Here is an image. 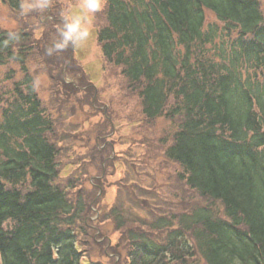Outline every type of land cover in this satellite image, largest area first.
I'll return each instance as SVG.
<instances>
[{"label": "trees", "instance_id": "obj_1", "mask_svg": "<svg viewBox=\"0 0 264 264\" xmlns=\"http://www.w3.org/2000/svg\"><path fill=\"white\" fill-rule=\"evenodd\" d=\"M6 1L20 8L19 0ZM209 11L223 23L221 34L215 25L205 30ZM105 15L97 35L103 64L128 79L147 119L178 120L165 155L205 201L160 216L151 230L166 235L157 240L144 229L129 231L126 264H264L260 1L108 0ZM16 36L0 26V65L14 60L23 73L16 99L0 111V264H85L80 243L88 201L58 181L54 120L44 113L29 73L33 47L21 44L30 35ZM218 37L219 45H232L220 62L194 56ZM113 209L109 219L118 220Z\"/></svg>", "mask_w": 264, "mask_h": 264}, {"label": "rangeland", "instance_id": "obj_2", "mask_svg": "<svg viewBox=\"0 0 264 264\" xmlns=\"http://www.w3.org/2000/svg\"><path fill=\"white\" fill-rule=\"evenodd\" d=\"M52 1L46 10L37 8L21 15L20 8L15 10L0 0V26L7 34L30 35L21 44L33 47L27 57L29 73L44 113L54 120L51 137L59 151L58 181L88 201L80 243L85 264H126L130 242L125 244L123 238L128 239L129 231L144 229L157 240L159 234L166 235V230L152 231L160 216L179 214L205 201L180 178V165L165 155L178 120L164 115L147 119L140 96L120 69L103 64L97 30L106 23L108 0L101 12L90 17L85 41L49 55L48 49L59 40L62 13L89 15L82 0ZM260 6L264 14V0ZM210 25L223 32V23L209 11L206 31ZM221 38H216L215 45L207 44V56L215 58ZM22 79L14 60L0 65L1 107L16 99L15 89L22 88L18 84ZM218 204L215 209L221 217ZM110 209L120 213L115 217L118 220L109 219Z\"/></svg>", "mask_w": 264, "mask_h": 264}, {"label": "clouds", "instance_id": "obj_3", "mask_svg": "<svg viewBox=\"0 0 264 264\" xmlns=\"http://www.w3.org/2000/svg\"><path fill=\"white\" fill-rule=\"evenodd\" d=\"M106 4V0H82L81 6L86 9L88 16L79 17L73 16L71 12L62 13L63 27L58 30L59 40L54 42L53 46L48 49V54L51 55L54 51H63L68 47H75L85 41L89 36V28L91 24L90 17L101 12ZM51 5V0H21L20 13L28 15L35 9L46 10ZM13 39L18 37L12 34Z\"/></svg>", "mask_w": 264, "mask_h": 264}]
</instances>
